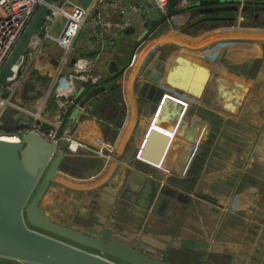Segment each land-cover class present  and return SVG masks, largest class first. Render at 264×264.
Segmentation results:
<instances>
[{
  "label": "crops",
  "instance_id": "0c3cea01",
  "mask_svg": "<svg viewBox=\"0 0 264 264\" xmlns=\"http://www.w3.org/2000/svg\"><path fill=\"white\" fill-rule=\"evenodd\" d=\"M255 1L264 5V0ZM177 2L168 0L167 31L149 39L133 62L130 52L144 23L126 30L117 51L103 57L102 82L78 88L76 94L81 88L118 82L99 98L120 91L95 113L91 103L76 106L61 127L68 125L77 141L101 149L107 157L85 149L65 153L73 164L97 157L102 165L79 175L74 174L79 173L76 167L59 168L41 207L56 223L76 229L80 227L74 224L82 223L86 226L81 230L90 233V228L109 226L118 234L115 213L121 201L129 204L122 194L128 184L139 190L144 184L136 174L143 175L158 180L173 195L161 206V215L147 211L143 225L150 232L118 234L127 243L138 244L146 253L200 244L216 256L231 258L229 264H264V11L252 12L251 20L242 13L219 14L235 20L206 21L182 33L200 16L183 17L197 0L182 11L175 8ZM88 31L85 25L73 55L91 57L95 46ZM59 57L60 50L44 42L32 63L24 60L28 63L17 74L12 97L30 114H17L15 122L43 133L60 128L64 97L53 85ZM106 61L125 68L124 73L111 79ZM13 122L12 117L0 120L4 126Z\"/></svg>",
  "mask_w": 264,
  "mask_h": 264
},
{
  "label": "water",
  "instance_id": "95a60500",
  "mask_svg": "<svg viewBox=\"0 0 264 264\" xmlns=\"http://www.w3.org/2000/svg\"><path fill=\"white\" fill-rule=\"evenodd\" d=\"M52 1L43 0L39 5L0 68V99L7 97L6 80L12 76L15 63L26 49L32 35L36 33ZM90 2L91 0H81L80 6L86 9ZM233 2V0H197L183 17H200L182 28L181 32L186 33L206 21L235 20L234 16H218L219 14L264 11V5L240 6L233 5ZM147 8L149 19L144 22L143 31L130 52V61L149 39L167 31L169 15L160 16L157 9L150 4ZM257 17L258 14H255L254 19ZM170 22L174 26V19ZM156 51L157 49L153 50L146 59L140 75L144 73ZM104 67L110 73L111 79L122 75L125 71V68L119 70L114 62L106 61ZM160 71V67L156 68L157 73ZM117 84L115 80L105 86L81 88L76 94L77 108L82 109L91 103V112L95 113L98 106L120 91L117 89L99 98ZM74 107L71 106L64 115L55 139L58 138L61 127L69 119L70 111ZM11 117L14 122L19 118L13 109L4 108L0 120H8ZM14 122L12 126L0 124V130L6 134L20 133L18 142L0 141V258L8 260L0 264H172L163 255L154 257L145 253L138 244L127 243L118 235L122 231L116 234L112 227H103L99 231L90 228L89 230L93 231L90 233L87 229L83 231L50 220L41 207V201L59 172L65 157V149L54 150V144L47 142L36 131L29 130L28 124ZM136 176L144 185L136 191L129 184L125 188L122 199L129 204L120 202L115 213L117 221L115 226L132 224L131 222L139 226L146 219L148 210L152 215H161V206L168 203L167 198L173 195V190L158 180L146 179L139 174ZM130 204H135L136 207L129 206ZM133 209L137 214L133 213Z\"/></svg>",
  "mask_w": 264,
  "mask_h": 264
},
{
  "label": "built area",
  "instance_id": "2783aa9c",
  "mask_svg": "<svg viewBox=\"0 0 264 264\" xmlns=\"http://www.w3.org/2000/svg\"><path fill=\"white\" fill-rule=\"evenodd\" d=\"M80 1H52L44 18L39 23L36 33L32 35L26 49L15 63L12 76L6 80L5 86L8 95L6 98L0 99V114L6 107L13 109L18 115H21L20 113L30 114L14 102L12 95L16 92L19 84L16 80L17 74L25 68V63H28L24 60L32 63L44 42L54 44L60 50L53 85H56V91L64 97L60 104L63 119L71 106H77L75 99L79 87L96 85L103 81L104 75L99 69L100 62L105 55L117 51L119 43L125 38L126 30L132 28L134 24H142L148 20L146 15L148 4L154 6L160 16L168 15V0H142L135 4H128L126 0H91L86 9L80 6ZM236 1L240 2V6H242L245 0ZM42 2L43 0H0V68ZM190 3L191 0H178L175 8L182 11ZM60 19L63 20V24L56 27V23ZM85 25L89 28L88 37L94 39L95 46L89 58L73 55V47ZM28 48H30L29 51ZM135 57L136 54L132 57L131 62ZM72 60L73 63H71ZM69 63L70 67H68ZM31 115L36 120H40L38 114ZM58 127H52L45 133L33 130L42 135L47 142L53 143L54 150L64 148L65 153L74 154L80 149H85L100 157H107L101 149L94 151L77 141L68 125L60 129L59 136L55 139ZM0 136H12L16 142L20 140V133L6 134L0 130ZM108 149H111L110 145H108Z\"/></svg>",
  "mask_w": 264,
  "mask_h": 264
},
{
  "label": "rangeland",
  "instance_id": "374dc122",
  "mask_svg": "<svg viewBox=\"0 0 264 264\" xmlns=\"http://www.w3.org/2000/svg\"><path fill=\"white\" fill-rule=\"evenodd\" d=\"M67 8L69 9L68 6ZM249 18L250 17H248V20ZM62 24H63V20L60 19L57 21L56 27H60ZM143 223L144 221L139 226H137V224L135 225L133 223L132 224L127 223L125 225H119V226L114 225V227L117 231H122V232H131L132 230H135L137 232L138 231L143 232V233L150 232L149 231L150 229L146 227L148 225L147 224L143 225ZM92 224H94V222ZM74 225L75 227H78V228L80 227V229L86 226L85 224H82V223H76ZM82 225H85V226H82ZM146 240L148 241V239ZM203 241H206V240L203 238ZM144 244H146V242H144L143 245ZM208 245H211V244H208ZM191 246L193 248L189 246L188 250H184V249L178 250V249L168 248L166 251L155 249L153 250V252H150L147 250V253H149L150 255L154 257H159L163 255L164 258L172 264H229L230 261H232L230 260L231 258L225 255L216 256V254H214L211 251V249H209L207 246H206L207 250L205 249L206 247H204V245L199 244V245H195V246L191 245ZM144 252L146 253V251ZM5 261H8V260L0 258V262H5Z\"/></svg>",
  "mask_w": 264,
  "mask_h": 264
},
{
  "label": "trees",
  "instance_id": "16d2710c",
  "mask_svg": "<svg viewBox=\"0 0 264 264\" xmlns=\"http://www.w3.org/2000/svg\"><path fill=\"white\" fill-rule=\"evenodd\" d=\"M234 2L232 3L233 5H240V2L233 0ZM257 5H261L260 2L255 1V0H245L242 3V6H257ZM252 12H244L242 13L246 18L249 17V15H251ZM102 165V158H82L79 159L78 162L76 163H71L68 157H64L60 169L61 170H66L67 168H71V167H76V171H79V173L74 172L75 175H79L80 173L84 172H88V171H96L98 170Z\"/></svg>",
  "mask_w": 264,
  "mask_h": 264
},
{
  "label": "bare ground",
  "instance_id": "6f19581e",
  "mask_svg": "<svg viewBox=\"0 0 264 264\" xmlns=\"http://www.w3.org/2000/svg\"><path fill=\"white\" fill-rule=\"evenodd\" d=\"M1 142H9V143H15L16 139L12 136H0Z\"/></svg>",
  "mask_w": 264,
  "mask_h": 264
}]
</instances>
